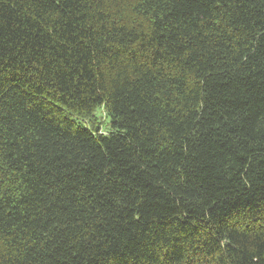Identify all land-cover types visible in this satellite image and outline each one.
I'll use <instances>...</instances> for the list:
<instances>
[{
  "label": "trees",
  "instance_id": "trees-1",
  "mask_svg": "<svg viewBox=\"0 0 264 264\" xmlns=\"http://www.w3.org/2000/svg\"><path fill=\"white\" fill-rule=\"evenodd\" d=\"M0 264H264V0H0Z\"/></svg>",
  "mask_w": 264,
  "mask_h": 264
},
{
  "label": "rangeland",
  "instance_id": "rangeland-1",
  "mask_svg": "<svg viewBox=\"0 0 264 264\" xmlns=\"http://www.w3.org/2000/svg\"><path fill=\"white\" fill-rule=\"evenodd\" d=\"M96 119L97 121L99 122H102L105 120V117H104V113L102 110H99L97 113H96Z\"/></svg>",
  "mask_w": 264,
  "mask_h": 264
}]
</instances>
